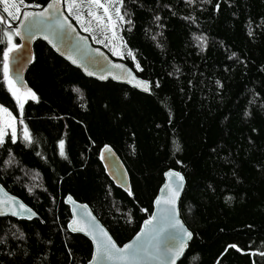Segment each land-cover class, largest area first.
I'll return each instance as SVG.
<instances>
[{"label":"trees","instance_id":"obj_1","mask_svg":"<svg viewBox=\"0 0 264 264\" xmlns=\"http://www.w3.org/2000/svg\"><path fill=\"white\" fill-rule=\"evenodd\" d=\"M116 4V30L131 55L112 60L148 82L149 93L89 80L38 42L25 75L35 99L22 111L4 77L3 31L12 34L7 25L17 20L0 9V107L16 131L15 143L5 136L0 146V184L37 216L0 218V264L90 260L91 244L66 231L65 196L88 205L123 246L150 217L167 170L185 178L178 210L192 233L178 264H264V0ZM106 145L126 167L129 196L104 175L98 156Z\"/></svg>","mask_w":264,"mask_h":264},{"label":"water","instance_id":"obj_2","mask_svg":"<svg viewBox=\"0 0 264 264\" xmlns=\"http://www.w3.org/2000/svg\"><path fill=\"white\" fill-rule=\"evenodd\" d=\"M64 0H49L48 4H45L40 9H24L17 18L15 24L11 25L9 30L12 32L14 40L17 41V50L13 53H10L8 59V79L12 80L17 88L21 92H27L28 88L25 85V75L30 68L32 61L33 46L34 44L41 42L43 43L50 52L55 53L63 62L69 64L74 70L78 71L83 77L88 78L89 80H94L100 84H104L107 81L112 82L114 85H123L126 88L135 89L139 94H148L150 87L149 83L146 81H141L139 77L134 73V71L126 66V63L121 61H113L112 58L107 54L106 51L95 47L89 41L90 38L85 37L81 34L77 27L72 24L71 20L68 18L67 14L64 12L63 7ZM49 4H53L54 7L50 8L49 11L45 14V17L32 16L29 20H25L23 13L25 11L29 13H38L43 11L48 7ZM0 17H3L5 21V16L0 13ZM43 21L42 24H38L36 27L29 29L28 25L30 21ZM21 21H24L21 23ZM63 24V28L56 27V23ZM14 30H19L20 35L17 36L14 34ZM75 61V63H73ZM91 73V74H89ZM146 84L149 88L148 91L143 90V85ZM106 146L111 151H106ZM99 150V161L101 166H103V172L107 179L113 184L115 188L119 191H123L126 195L129 196V181L126 167L117 157L116 153L112 150L111 147L106 145ZM169 173H179L175 170L165 171L163 173V181L160 185L159 191L156 194L153 200V206L150 213V217L145 220H152L150 225H146L145 221L140 224L139 231L136 232V235L130 239L126 244H133L134 247H146L148 254H142L141 257L134 262V264H171L170 259H165L163 256H158L156 259H152V255H156L153 245L159 242V249L162 252L165 243L163 242L164 236L168 232H180L182 234L183 230L189 232V229L184 227L181 221V216L179 215L178 205H180V198L183 192L185 191V178L179 173V176L182 177V180L175 175H169ZM178 192V196L175 197L174 205L160 203L157 204V199L161 201L171 198V191ZM0 201L6 202L5 211L9 208L20 212L19 204H23L19 199H16L14 196L10 195L1 188L0 184ZM63 203L67 206L69 218L71 221L66 224V231L69 234L79 235L81 238L86 239L89 244H91V255L90 260L86 264H90L93 261V255L95 252V245L89 235H86L85 232L77 231L73 232L69 225L74 221H83L85 224H91V217L88 216V213L92 212L89 209L88 205L78 204L71 197H64ZM26 208L27 206L23 204ZM29 209V208H27ZM32 211V209H31ZM33 212V211H32ZM29 213L21 212L20 215L12 216L10 213L8 215L0 216V218L5 219L6 217L14 219V221H28L37 219V216H32L31 219L28 218ZM95 218V217H94ZM176 220L183 225V229H172L169 228V223H174ZM95 223L99 224L104 230L105 228L98 221V218H95ZM164 229V232H161L160 229ZM107 232V230H105ZM108 233V232H107ZM109 234V233H108ZM140 235V240H136L137 235ZM111 237V236H110ZM112 238V237H111ZM97 239H100L97 236ZM192 239V237H191ZM191 239L185 241L186 247L183 250V255L176 260V264L185 257L187 254V246L191 243ZM113 240V239H112ZM114 242V240H113ZM177 245L179 241L175 242ZM117 247L119 245L116 243ZM123 245V246H124ZM123 246L119 247L122 248ZM94 264H131L129 261H121L118 259L112 260H97Z\"/></svg>","mask_w":264,"mask_h":264},{"label":"snow or ice","instance_id":"obj_3","mask_svg":"<svg viewBox=\"0 0 264 264\" xmlns=\"http://www.w3.org/2000/svg\"><path fill=\"white\" fill-rule=\"evenodd\" d=\"M4 2H5V0H0V3H4ZM120 2L123 3V0H120ZM186 2L188 4H192L194 2V0H186ZM203 2L210 3L211 0H203ZM19 3L21 5H23L24 0H19ZM89 3L96 4L98 7H103L105 14L106 15L108 14V8L105 7L100 2V0H89ZM67 4H68L69 14H72L74 9H78L81 6L80 0H67ZM53 7H54L53 4H49L47 8H45L43 11L38 12V13H29V12L25 11L23 13V16H24L25 20H29L30 17H32V16L45 17V14L49 11L50 8H53ZM219 8H220V4L218 3V4H216V9L219 10ZM3 11L5 13H8L9 16L13 15V13L10 11V9L8 7H4ZM17 11H19V8H17ZM116 11H117V14L119 15V9H117ZM88 15L94 16V13L89 11ZM76 18H77V20H79L80 16H77ZM97 19H99V18H97ZM110 19L111 18L109 17V20ZM120 19L123 20V16H120ZM156 19L159 20L160 18L157 16ZM23 22L24 21H21V23H23ZM42 23H43V21L32 20V21H30L28 28L29 29L34 28L38 24H42ZM129 23H130V21H129ZM4 25H5V21H4L3 17H0V28H3ZM56 27L63 28L64 25L59 23V21H57ZM7 28H11V25L8 24ZM87 30L88 29H85V31H87ZM14 34L19 36L20 35L19 30H14ZM249 34L251 35V31ZM3 35L7 37V48L3 52L4 77L8 83V86H9L8 91L12 93L13 97L16 99V102L20 106V109L22 111L23 110V100L21 99V97L24 96V97H30V98L35 99V94L32 93L31 90H28L27 92H21V90L15 86L14 82L12 80L8 79L9 55H10V53L15 52L17 50L18 46L15 43H13L12 34L9 31L4 30ZM197 39H202V38L197 37ZM0 42H3V41H0ZM129 55H131V52L129 53ZM73 63H75V61H73ZM137 68H139V65H137ZM89 74H91V73H89ZM143 90L144 91L149 90V88L146 84L143 85ZM0 112L7 113V115L9 117H11V113L8 112L7 109L0 107ZM8 126H12V125L9 124ZM4 137H5V132L2 129H0V146H3V144L5 143ZM23 139L25 141H27L28 143H32L30 135H29L26 128L24 130ZM12 142L13 143L16 142V133H15L14 128H13V134H12ZM105 150L111 151L110 149L107 148V146H106ZM60 154L62 156L65 154L64 153V141L63 140L60 141ZM8 163H9L8 161H5L6 165ZM169 175H175L179 179L182 180V177L179 176V173H169ZM128 191H129V195H131L130 189ZM170 191H171V189H170ZM176 196H178V192L171 191V198L163 200V201H161L160 199H157L156 203L157 204L165 203V204L174 205ZM5 205H6V202L0 201V216L8 215L9 213L12 216H17V215H20L21 212H23V213H29L28 218L31 219L32 216L36 215L34 212L31 211V209H27L23 204H19V206H18L20 209V212L13 210L11 208H9L7 211H5V207H4ZM88 216L91 217V220H92L91 224H85L83 221L74 220L69 225V228L73 232H77V231L85 232L86 235H89L91 237L93 244L95 245V252L93 255V261H91L90 264H94V262L97 260H100V261H103L105 259L106 260H112L114 258L121 260V261H129V262H131V264H134V262L137 261L141 257L142 254H145V255L148 254L147 248L143 247V246L134 247L133 244H126L122 248L117 247L116 243L113 242V240L109 236V234L102 227H100L99 224L95 223V218L91 216V213H88ZM151 223H152V220L145 221L146 225H150ZM168 227L172 228V229H181V230L183 229V225H181L178 220H176L174 223H169ZM160 231L164 232V229L162 228V229H160ZM97 236H99L100 239H97ZM191 237H192V233H190L186 230H183L182 234L180 232H168L164 236L163 242L165 243V247H164L162 252L159 249V242L152 246L156 251V255H152V259H156V258H158V256H163L165 259H170L171 264H176V260L179 259V257L181 255H183V250L186 247L185 241L187 239H191ZM136 240H140L139 234L137 235ZM176 241H179L178 245L175 243ZM230 247H235V246L233 245ZM260 255L264 256V252H261Z\"/></svg>","mask_w":264,"mask_h":264},{"label":"rangeland","instance_id":"obj_4","mask_svg":"<svg viewBox=\"0 0 264 264\" xmlns=\"http://www.w3.org/2000/svg\"><path fill=\"white\" fill-rule=\"evenodd\" d=\"M100 2L108 8L107 15L103 7H98L96 4L89 3V0H80L81 6L78 9H74L72 14H69L67 0H64V12L67 16L72 17V20L79 25L80 31L86 33L94 44L109 50L112 59L115 60L116 58L121 59L122 57H128L129 55L126 53L125 49L122 48L116 30L117 26H120L119 21H116V0H100ZM4 7H8L13 15L9 16L8 13H5L3 11ZM17 8H19V11H17ZM25 8L27 7L21 5L19 0H5L4 3H0V9L4 15L8 17L9 23H14ZM89 11L93 12L94 16H89ZM77 16H80L79 20H77ZM109 17L111 18L110 20ZM85 29L88 30L85 31ZM12 38L14 43L13 34ZM21 99L24 102L27 100V97L22 96ZM14 121L12 116L9 117L7 113L0 112V129H2L5 132V136H9L11 140L13 128L15 129ZM9 124L12 126H8Z\"/></svg>","mask_w":264,"mask_h":264}]
</instances>
